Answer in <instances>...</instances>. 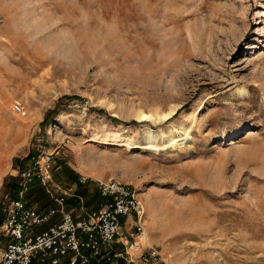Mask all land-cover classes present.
<instances>
[{
    "label": "rangeland",
    "instance_id": "1",
    "mask_svg": "<svg viewBox=\"0 0 264 264\" xmlns=\"http://www.w3.org/2000/svg\"><path fill=\"white\" fill-rule=\"evenodd\" d=\"M0 18L6 187L27 155L51 151L140 192L142 244L163 264H264V0H0ZM175 106L155 124L134 112ZM120 124L123 145L93 138Z\"/></svg>",
    "mask_w": 264,
    "mask_h": 264
},
{
    "label": "built area",
    "instance_id": "2",
    "mask_svg": "<svg viewBox=\"0 0 264 264\" xmlns=\"http://www.w3.org/2000/svg\"><path fill=\"white\" fill-rule=\"evenodd\" d=\"M13 110L25 114L20 102L13 103ZM25 158L29 162L22 161L15 195L0 198V244L2 238L6 241L0 264H163L157 248H145L138 240L147 221L140 192L114 177L96 181L102 202L95 214L78 217L63 212L56 223L39 229L57 209L31 207L27 194L35 180L58 188L52 174L55 153L41 151ZM63 201L61 197L59 202Z\"/></svg>",
    "mask_w": 264,
    "mask_h": 264
},
{
    "label": "crops",
    "instance_id": "3",
    "mask_svg": "<svg viewBox=\"0 0 264 264\" xmlns=\"http://www.w3.org/2000/svg\"><path fill=\"white\" fill-rule=\"evenodd\" d=\"M2 165L3 160H0V191L4 189L5 193L15 195L18 187V174L20 169L23 168L22 160L18 163L17 168L13 169L8 187L4 185V181L5 176L10 171L5 173L6 169L2 168ZM11 168H13L12 164ZM63 170H65V175L62 174ZM52 174L53 184L57 185L58 188L54 186L48 187L39 180H35L27 194L29 206L41 210H46L50 207L57 209L53 218L46 225L39 227V229H44L56 223L63 212H72L74 216L83 217L95 214L98 211L102 197L99 193L98 183L92 177L84 175L74 169V167H65L63 162L58 164L55 162ZM14 184L16 187L12 190ZM65 192L67 193L66 195L64 194ZM61 197L64 198L63 203L59 202Z\"/></svg>",
    "mask_w": 264,
    "mask_h": 264
},
{
    "label": "bare ground",
    "instance_id": "4",
    "mask_svg": "<svg viewBox=\"0 0 264 264\" xmlns=\"http://www.w3.org/2000/svg\"><path fill=\"white\" fill-rule=\"evenodd\" d=\"M0 60H2V61L4 60L3 52L1 49H0ZM239 88L241 89L242 92H246V90L243 88V86H240ZM113 107H115V105L113 106V104L110 103L108 109L112 110ZM113 110H115V109L113 108ZM134 112L137 116L138 121L149 122V123L151 122V123L155 124L158 122L161 123V122L167 121L168 119L173 117L174 114L177 112V108L175 106V107H172L168 111H164V110L159 111V110H145L143 107H139V108H135ZM115 116H120V115L116 114ZM18 121H20V120H18ZM18 123H20V122H18ZM121 129H128V126L126 124H120L119 126H117V125L114 126V129L105 128L103 130L96 131L93 133V138L96 141H99L105 145L120 146L129 140V138H127V137H125L119 133V131ZM177 130H178V128L173 127V128H170L168 131L154 132L152 130L151 132H148L144 136V140L148 144L147 148H149L151 151H154V152L156 151L159 153V151H160V148L158 147L159 142L161 140H164L168 136V134H170L171 136H174ZM185 143H186V140L184 138H178L177 140L173 141L172 146L176 147L178 145H184ZM128 145H129V143H128ZM129 147L131 148L132 146L130 145ZM145 229H147V228L145 227ZM145 229H144V231H145ZM143 232L140 233V236H139L140 240L139 241L142 242V240H144V241L149 243V241H150L149 235L147 234L146 231L144 233Z\"/></svg>",
    "mask_w": 264,
    "mask_h": 264
},
{
    "label": "trees",
    "instance_id": "5",
    "mask_svg": "<svg viewBox=\"0 0 264 264\" xmlns=\"http://www.w3.org/2000/svg\"><path fill=\"white\" fill-rule=\"evenodd\" d=\"M15 187H16V185L14 184V185L12 186V190H13Z\"/></svg>",
    "mask_w": 264,
    "mask_h": 264
}]
</instances>
